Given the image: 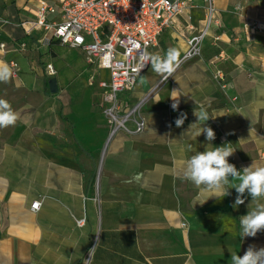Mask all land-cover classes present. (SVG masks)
<instances>
[{
	"label": "crops",
	"instance_id": "obj_1",
	"mask_svg": "<svg viewBox=\"0 0 264 264\" xmlns=\"http://www.w3.org/2000/svg\"><path fill=\"white\" fill-rule=\"evenodd\" d=\"M185 1L189 22L176 17L148 53L175 47L181 61L187 38L204 29L202 0ZM38 4L0 0V61L16 67L0 83V98L20 117L0 129V264H231V253L264 248V231L241 238L247 193L233 207L234 188L207 199L184 176L191 155L224 144L235 150L228 160L238 170L264 166V34L243 33L246 17L216 0L222 28L208 30L200 55L180 62L167 81L148 64L118 95L137 113L109 137L98 86L107 72L45 32H24L20 24L33 20ZM252 15L264 21V13ZM219 52L223 89L209 64ZM196 108L210 117L202 126L214 130L211 142L197 136L201 125L190 128ZM181 113L187 119L177 127ZM139 118L144 128L136 132Z\"/></svg>",
	"mask_w": 264,
	"mask_h": 264
},
{
	"label": "built area",
	"instance_id": "obj_2",
	"mask_svg": "<svg viewBox=\"0 0 264 264\" xmlns=\"http://www.w3.org/2000/svg\"><path fill=\"white\" fill-rule=\"evenodd\" d=\"M202 2L205 27L187 38L180 62L199 56L207 31L222 28L216 18L215 1ZM188 9L190 6L185 0H39L33 20L21 23L20 27L27 34L45 32L60 44L81 50L88 64L107 72L108 81H101L98 86L106 104L104 114L111 129L110 137L137 113L135 106L123 109L118 95L130 92L139 75L147 69L145 65L140 74H136V68L145 64L140 60L141 54L156 46L162 32L172 26L176 17L184 16L189 22ZM242 32L264 34V21L246 17ZM224 59L225 55L219 52L209 64L214 67ZM9 64L14 66L16 75L15 64ZM46 73L54 75L52 66H46ZM211 76L220 88H225L227 79L219 68L214 67ZM130 81H133L131 86ZM143 128L144 122L139 118L135 131L141 132ZM38 208L37 201L30 206L32 211ZM76 224L82 226L83 220H77Z\"/></svg>",
	"mask_w": 264,
	"mask_h": 264
},
{
	"label": "clouds",
	"instance_id": "obj_3",
	"mask_svg": "<svg viewBox=\"0 0 264 264\" xmlns=\"http://www.w3.org/2000/svg\"><path fill=\"white\" fill-rule=\"evenodd\" d=\"M180 55V51L175 47L168 48L163 55L144 52L140 60L145 64L136 68V74H140L145 65L150 64L152 70L161 77L162 82L167 81L169 77H173L178 68ZM14 76V66L0 61V83H8ZM132 83L133 81L129 82L130 86ZM172 108L173 110L178 108V101L172 104ZM194 115L197 117V122L190 125V128L193 125H201L197 136L203 133L206 134L207 141H213L216 138L214 130L202 126L210 119L207 112L196 108ZM19 118V113L13 109L11 103L0 98V129L15 126ZM186 119L187 114L181 113L175 120L176 126H182ZM234 151L231 144L196 151L184 162V176L194 186L207 192L209 194L207 199L213 196L217 198L227 196L228 189L234 188L238 195L233 207L244 204L245 200L242 197L247 193L251 197V202L247 214L239 219L241 238L255 237L258 232L264 231V166L252 163L238 170L228 160ZM230 261L231 264H264V248L256 249L255 246H249L242 256L231 253Z\"/></svg>",
	"mask_w": 264,
	"mask_h": 264
},
{
	"label": "rangeland",
	"instance_id": "obj_4",
	"mask_svg": "<svg viewBox=\"0 0 264 264\" xmlns=\"http://www.w3.org/2000/svg\"><path fill=\"white\" fill-rule=\"evenodd\" d=\"M214 1L216 6V0ZM220 1L227 2L228 6L235 7L234 11L243 15V17L251 18L253 16L252 14L264 13V0H220Z\"/></svg>",
	"mask_w": 264,
	"mask_h": 264
}]
</instances>
